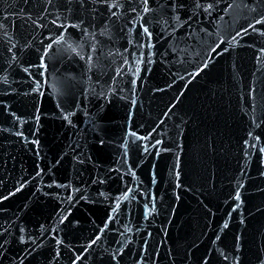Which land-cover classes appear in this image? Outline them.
Returning <instances> with one entry per match:
<instances>
[{
	"label": "water",
	"instance_id": "1",
	"mask_svg": "<svg viewBox=\"0 0 264 264\" xmlns=\"http://www.w3.org/2000/svg\"><path fill=\"white\" fill-rule=\"evenodd\" d=\"M0 264H264V0H0Z\"/></svg>",
	"mask_w": 264,
	"mask_h": 264
},
{
	"label": "snow or ice",
	"instance_id": "2",
	"mask_svg": "<svg viewBox=\"0 0 264 264\" xmlns=\"http://www.w3.org/2000/svg\"><path fill=\"white\" fill-rule=\"evenodd\" d=\"M143 2H144V4L145 5H147V3H148V0H143ZM115 5H113V7H114ZM209 7H211L210 5H209ZM149 9L147 8V7H145V9H144V11H148ZM207 10V9H206ZM113 14H115V13H113ZM63 26V25H62ZM144 32L145 33H147L148 32V29L147 28H144ZM150 35V34H149ZM205 67H206V65H205ZM126 198V197H125ZM236 199H239V195L237 194V196H236ZM227 225H225V227H226ZM97 238H99V237H97ZM94 242V241H93Z\"/></svg>",
	"mask_w": 264,
	"mask_h": 264
}]
</instances>
